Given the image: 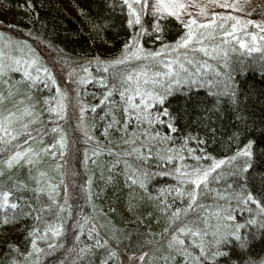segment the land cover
Returning a JSON list of instances; mask_svg holds the SVG:
<instances>
[{"label":"trees","instance_id":"16d2710c","mask_svg":"<svg viewBox=\"0 0 264 264\" xmlns=\"http://www.w3.org/2000/svg\"><path fill=\"white\" fill-rule=\"evenodd\" d=\"M23 2L24 0H0V19L9 20L10 24L23 32L26 39L35 40L47 47L60 63L78 65L81 77L84 72L80 69L88 70L91 79L83 86L77 84L74 89H78L81 94L78 96L80 103L84 107L87 105L88 118L85 126L90 133L85 134L81 130L74 114L68 112L65 115L63 134L66 135L69 147L68 149L66 147L63 155L66 157V152L72 148L81 159L77 180L74 181L70 189L71 196L67 200H64L61 193V167L52 170L51 164L53 167L55 164L48 157H45V162L40 165L41 168L45 167L48 170V175L53 177V183L59 188V191L54 193V197L71 207L72 215L68 217L66 233L61 237L65 242L64 248L52 256L41 254L40 261H37L35 252L28 257L22 256L20 253L27 252L30 247L27 230L32 226L33 220L31 216L21 217L14 222L0 223V264H11L13 259L20 258L26 264H56V261L63 257L62 252L68 253V247L74 243V233L79 229L72 228L71 221L78 215L81 221L87 216L89 223L85 224V233H81L77 247L95 244V239L86 235L88 230L95 227L99 238L109 239L112 246L117 247L118 252L140 253L147 249L153 259L149 260L146 257L143 264H165L162 259L164 252L157 249L169 236V232L165 229L169 227L170 215L175 208H181L180 215L184 217L186 213L183 209L189 202L187 196L181 197L175 192V188L180 187L181 184L175 175L168 173L173 172L177 165L195 163L191 154L181 151V145L185 144L184 137L188 135L197 137V140L186 142L188 147L195 150V155L203 158L204 152H207L211 157L219 160L232 156L237 148L242 146L241 138L234 136L236 129L243 128L244 125V120L239 117L247 118L249 130H252L251 125L255 122V131L259 135L261 127L259 122L264 121V71L261 70L264 67V61L261 59L264 57V45L251 53L230 52L227 67L223 65L220 67V73L223 75L211 76L214 80L211 86L207 83L202 86H180L179 88L188 90L175 92L169 97L170 112L179 114V120L175 122V131H172L163 124L149 125L147 121L137 120L131 112L126 114L123 111L125 102L121 101L118 88L112 92L108 100L101 103L108 88L114 83H119L115 77L119 64L105 66L83 63L85 59L91 60L97 57L105 60L119 59L132 29L126 25L118 9L112 11L110 7L105 6L104 0H32L31 9L21 7ZM252 14L256 17H264V0H258ZM173 27L174 25H169L170 31L164 37V41L171 40ZM25 38H20L19 41L23 43ZM224 76L231 78V86L239 99V109L231 102L229 96L220 91L224 87ZM100 77L106 79L108 84L100 83ZM35 94L37 99L52 98V94L43 92L40 83L36 85ZM92 105L96 106L94 110ZM38 109L41 119L34 126L39 128L44 125L47 130L52 122L48 121V113L44 108L38 106ZM158 110L155 106L149 109L153 115ZM161 119L167 118L161 117ZM155 132H160L162 135L167 133L171 140L161 142L159 139H145ZM128 141L137 143H125ZM50 142L51 138H46L44 141V143ZM173 145L175 149L169 153L167 149L172 148ZM133 147L140 148L144 155L140 156L138 153L126 155L125 153L130 152ZM149 151L153 155H147ZM167 155H173L174 159L171 161L164 159ZM180 155L184 156L183 161L179 159ZM2 156L4 154L0 153V157ZM211 162L208 158H203L201 161L203 165H209ZM243 162L244 158L238 157L232 164L225 163L215 170L221 175V180L213 183L216 191L240 190L243 177L235 175V172ZM132 169L146 172L147 177L136 175ZM34 173L35 169L30 171L27 165L15 166L0 175V185L24 181L30 188L21 190V194L34 208H37L39 202L34 191L31 190V177H34ZM129 176H136L135 182L128 179ZM247 176L250 189L257 194L264 191V158H254L253 168ZM89 178H91L90 183ZM226 183L232 185V188H227ZM169 188L171 191L168 190ZM261 202L264 204V199ZM193 203L203 207L195 212L191 209L187 215L189 218H196L202 213L203 217L207 218L209 239H204V243L209 246L214 230L230 231L234 226L228 222L229 226L223 228L228 220L223 218V209L218 214L215 209L218 206L225 208V205L230 204L235 210L237 204L241 202L235 198L228 199L207 194L205 197L199 196ZM242 208H249L254 212L247 217L248 220L254 216L259 221L260 217L264 216L259 206L254 203L244 205ZM233 210L234 216L239 217V214ZM208 211L214 213L209 214ZM197 223L202 227L205 221L201 218ZM250 230L256 232V238L250 240L249 247L243 250L244 264L248 260L256 261L258 264L259 261L264 260V238H261L264 230L259 229L258 225H252L244 232ZM137 234H143L151 243L130 250L115 243L116 237L131 235L135 239ZM10 245H17L19 252L11 250ZM40 247L43 248L44 245L40 243ZM73 251L77 257L76 250ZM236 251L241 250L237 248ZM189 252L198 254V248L191 246ZM105 254L103 248H94L92 255L86 254L76 259V264H100ZM179 258L182 259L181 256L169 257L167 264H184L182 260H178ZM200 259L203 264H215L214 261ZM235 259L236 257L233 256L232 260ZM192 264H197L196 260L193 259ZM220 264H228V262L221 260Z\"/></svg>","mask_w":264,"mask_h":264},{"label":"snow or ice","instance_id":"6c2138e0","mask_svg":"<svg viewBox=\"0 0 264 264\" xmlns=\"http://www.w3.org/2000/svg\"><path fill=\"white\" fill-rule=\"evenodd\" d=\"M211 3L221 6L223 8L237 9L239 6L236 3H229L227 0L223 4L220 0H210ZM105 6L110 7L112 11L119 10V13L124 17L126 25L132 29V34L127 37V43L123 45L121 53L122 59L132 60L133 57L143 59L147 63L150 59L155 65H161L163 70H149L143 65L140 70L132 69L126 75L120 77L119 83H114L104 93L101 103H104L111 96L115 89H119V96L124 103L123 111L127 114L131 112L137 120L147 121L149 125L163 124L168 129L175 131V122L179 120V114H172L170 112L169 97L175 92H184L188 89L179 88V85H196L202 86L205 82L208 85H213L214 80L207 79V73L203 74L202 69H211L217 75H223L220 70L214 67L213 64L200 60L196 54V50H200L207 57H220V63L227 67L228 50L241 51L247 50L248 53L258 50L264 45V26L260 21L254 19H246L239 15H234L233 12H216L208 11L207 4L199 3V0H104ZM21 7L32 8V0H24ZM196 13L200 15L197 16ZM107 23V21H105ZM169 25H176L177 31L181 34L174 41H164L155 51L144 48L145 42H151L153 46L166 37L170 31ZM249 25H255L258 31H248ZM99 27V25H93ZM18 30V29H17ZM3 33H0L2 36ZM220 37V42L211 44L206 42V38L215 40ZM238 45V47H237ZM191 49V53L188 51ZM18 52L23 53V49H18ZM32 49L29 48V55ZM171 54V55H169ZM264 61V57L261 58ZM7 61V63L5 62ZM122 61L120 59L105 60L101 58L85 59V65L95 63L97 65H115ZM39 56L31 55V58L24 55H13L0 49V83L7 87V95L4 91H0V153L4 156L0 157V175L11 170L15 166L27 165L29 170L35 169L36 174L32 179L31 190L34 191L39 201V207L34 208L31 202L21 194V190L29 189L30 186L24 181L13 182L6 185H0V223L7 224L14 222L21 217L31 216L33 224L28 228V236L30 239V247L27 252L20 253L22 256L28 257L36 253L37 261H40L41 254L45 256H52L65 246V242L61 237L66 233V225L68 217L72 215L71 207L65 203H61L54 197V193L59 191L56 183H53V177L48 175L47 169H42L40 165L45 162V157L56 158L62 157L67 147V138L63 134V130L59 125L52 126L50 123L47 130L44 125L39 128L31 127L32 124L39 123L41 116L36 112L35 104L23 106V111H17L13 106L11 110L3 108V102L8 96L14 95V89L9 79H4L12 71L22 73L21 80L25 82H32L37 80L50 81L52 85H56V93L58 94V102L56 105H51L44 110L48 113V121L52 122L54 116L59 119L64 108L61 97L66 96V92H61L55 77L47 66L39 67ZM87 73L86 68L81 69ZM107 70V68L105 69ZM264 71V67L261 69ZM89 79L91 77L89 76ZM224 87L220 89L226 96L230 97L239 109V99L235 90L232 88V81L230 76H224ZM99 82L107 85L108 81L103 77L99 78ZM81 83H87V80L81 78ZM45 87L48 86L46 82ZM137 98L138 101L137 102ZM19 99L22 101L23 96ZM49 103L48 98H44V104ZM155 106L158 111L153 115L149 109ZM87 107V105H85ZM93 110L95 105L91 106ZM187 110V109H185ZM81 114L84 113V107L80 108ZM166 117L167 119H161ZM244 120L243 128H237L234 136H238L243 141L242 146L237 148V151L230 157H224L217 160L211 157L210 154L204 152L203 158L211 159V164L203 165L201 163L202 157L195 155V150L187 146L188 140H197L196 136L188 135L184 137L185 144L181 145V151H186L194 157V164L177 165L173 172L169 175H175L181 186L175 188V192L181 197L187 196L189 202L183 209L186 213L181 217V208H175L171 213L169 219V227L165 231L169 232L166 241L158 247L157 251H163L162 259L165 264L169 257L181 256L184 264H192V260H196L197 264H203L204 260L214 261L215 264H220L221 260L227 261L228 264H244V251L249 247L250 240L256 238V232L250 230L243 232L245 226L251 228L252 225H258L259 229L264 230V216L261 220L256 217H251L250 221H246L244 225L235 223L230 231L217 232L213 231V239L210 245L206 246L201 237H206L207 232H203L197 221L204 219L205 224L207 218L201 216L196 218H189V211L193 207V202L197 201L198 195L202 196L204 193L223 196L228 199L235 198L241 203L237 204L238 208L244 205L254 203L259 206L260 212L264 213V191L255 193L248 187L250 183L247 173L253 168L254 158H264V121H260V131L257 135L255 122L251 125L252 130H249L247 118L239 117ZM60 133L59 136L56 134ZM56 137L52 139L51 143H44L46 138ZM145 139H159L161 142L171 140V137L164 133L155 132ZM125 143H137L136 141H128ZM143 145L140 146L142 148ZM140 148L133 147L126 155L138 153L143 156L144 153ZM58 149V150H57ZM175 149L168 148L167 151L171 153ZM200 151H204L200 149ZM147 155L151 156L153 153L149 151ZM238 157H243L244 162L238 167L235 175L243 177L240 185V190L231 192H218L216 189L210 187V184L221 180V175L216 173V169L225 163L232 164ZM87 159V156L85 157ZM166 160H173V155L164 157ZM179 159L184 160V156L180 155ZM56 168L60 165L57 163ZM136 175L146 178L147 173L142 170L132 169ZM63 175V173H61ZM163 175V173H161ZM109 179H111L109 177ZM135 182L136 176H129ZM91 178H89L90 183ZM47 185L45 187L44 185ZM187 186V187H184ZM227 188H232V185H225ZM64 200H67V186L64 185ZM87 187V186H85ZM141 187L143 181L141 180ZM203 189V193L200 191ZM163 190V189H162ZM171 191V189H168ZM258 195L260 198H258ZM90 198V192H89ZM198 208L203 207L197 204ZM232 206L229 204L223 211L226 213L232 212ZM167 211V208L165 209ZM218 214L221 209H215ZM67 212V215L65 213ZM228 221H235L234 215H227ZM89 223V218L84 216L83 221L80 215L71 221V226L79 231L74 233V243L68 247V252H77L71 264H76V259L93 254L94 248H103L105 256L100 260V264H122L119 261V252L117 247H113L109 239L101 240L99 233L95 227H92L86 232L87 237L95 239V244H84L83 247H77L80 242L81 233H85V224ZM264 238V232L261 234ZM127 240V243H125ZM40 243L44 247H40ZM115 243L117 246L123 247L126 250L142 248L145 243H151L143 234H137L133 239L131 235L128 237H116ZM195 246L198 248V254L189 252V248ZM11 250L19 252L17 245H10ZM239 248L241 251L237 252ZM67 252H62L63 256H67ZM136 253L130 251V258L135 257ZM192 256V259H190ZM235 256L236 259L232 260ZM152 260L153 257L147 251L139 254V261L141 264L145 258ZM12 264H21L20 261L13 259ZM56 264H64V260H57ZM246 264H257L256 261L248 260ZM264 264V260L258 262Z\"/></svg>","mask_w":264,"mask_h":264},{"label":"rangeland","instance_id":"374dc122","mask_svg":"<svg viewBox=\"0 0 264 264\" xmlns=\"http://www.w3.org/2000/svg\"><path fill=\"white\" fill-rule=\"evenodd\" d=\"M225 2V0H220V3L223 4ZM227 2L229 3H236L239 7L237 9H231V8H223L221 6H218L216 4H213L210 2V0H199V3L201 4H207V10L208 11H216V12H233L234 15H239L242 16L246 19H254L257 21H260L262 26H264V17L262 16H253L252 11L254 10L258 0H227ZM197 16H199V13H196ZM18 29V30H17ZM248 31H258V29L256 28L255 25H249L248 26ZM0 33H3L2 36H0V49H2L5 52H9L13 55H24V56H28V58H31V55H38L39 56V67H44L47 66L48 69H50L53 73V76L56 79L57 84L59 85L61 92H66L67 95L61 97L63 100V104H64V108L62 110V114L60 116L59 119H56L54 116V119L52 121V126L55 125H59V127L64 131V117L65 115L68 114V112L75 116V118L77 119V123L79 124V127L81 128V130L86 134H89V129L85 126V121L88 118V111L86 110V107H84V105H82L79 101V97L81 96V94L79 93V91H77L78 89H74L76 88L77 84H80L81 86H83L86 83H81V78L87 80V82L90 80L89 76L91 77V75H88V70L87 73H83L84 75L79 74V70H78V65L75 64H69V63H60V61L58 60L57 57H55V54L50 51L47 47L42 46L40 43L36 42L35 40H28L25 38V35H23V32L16 27L13 24L9 23V20H1L0 19ZM132 34V32H131ZM181 33L179 31H177V26L174 25L173 27V32H172V36H171V40L170 41H174ZM20 38H25L23 39V43L20 42ZM164 37H162V40L157 42L155 46H153V44L149 41V42H145L144 43V48L147 50H151V51H155L157 48H159L160 44L162 42H164ZM206 42L211 44L212 42L215 43H219L220 42V37H216L215 40L213 41L212 39L206 38ZM238 47V45H237ZM23 49V53L18 52V49ZM29 48L32 49L31 54L29 55ZM123 50V49H122ZM188 51L191 53V49H188ZM232 52L231 49L229 48L228 50V55L229 53ZM241 52H247V50H241ZM122 53V51H121ZM121 53L119 55V59L122 61L121 63H119L118 68L119 70H117L115 77L118 79V81H120V77L123 75H126L128 72H130L132 69H137L140 70L141 66L143 65V67L147 68L149 70V72L154 71V70H163L161 65H155L153 61L150 59L147 63H145V61L141 58V59H137L136 57H133L132 60H123ZM196 54L198 56V58L200 60H204L207 61L211 64L214 65V67L218 68L220 70V67L225 66V64L220 63V59H222V54L220 57H216L215 59L212 57H207L204 55L203 52H201L200 50H196ZM171 55V54H169ZM62 61V60H61ZM7 63V61H5ZM80 71H82L80 69ZM221 71V70H220ZM207 73V79H211V76H215L217 75L215 72H213L211 69H202V78H203V74ZM14 74V75H13ZM76 74V75H75ZM21 76L22 73L18 72V71H12L10 72L7 76L4 77V79H9L11 77L10 83L14 89V95L12 96H8V98L3 102L2 107L11 110V108L14 106L15 109L17 111L22 112L23 111V106L25 105H31L33 104V102H38L36 103L35 109L37 113L39 112L38 106H41L42 108H47L50 107L51 105H56L58 102V94L56 93V85H52L50 83V81H42V80H37L34 84L32 82H25L21 80ZM77 78V79H76ZM48 83V86L45 87L44 84ZM24 83V84H22ZM41 84V86L43 87V92H48L50 95L52 94V98L50 99V97H45L48 98L49 103L47 105L44 104V98L40 99V98H36V85L37 84ZM206 83V82H205ZM180 86H188V85H179ZM35 90V91H34ZM0 91H4L5 95H7V87L3 84L0 83ZM20 96H23L24 99L21 101L19 99ZM137 102L138 98H137ZM84 107V113L81 114L80 112V108ZM35 124H32L31 127L35 128L34 126ZM57 136H59V133L56 134ZM65 135V134H64ZM56 137L52 138L51 137V142L52 139H55ZM50 142V143H51ZM69 145L67 144V149H68ZM58 150V149H57ZM53 163L56 165L57 163L60 165L61 167V173H63V175H61L60 173V179H61V193L63 194L64 197V185L67 186V195L68 198L70 195V189L74 183L76 179V175L78 172V168L81 162V159L75 154V151L70 148V150H68L66 152V157H64V155L62 157L57 156L56 158H50ZM77 162V163H76ZM53 164H51V169L52 170H56V167L52 166ZM42 169H46L45 167H42ZM36 171L34 173L33 176H35ZM50 176V175H49ZM51 177V176H50ZM54 182V179H53ZM216 183V182H213ZM213 183L210 184V187L212 188H216L215 186H213ZM45 187H47V185H44ZM187 187V186H186ZM203 193V189L200 190ZM207 195V193H204L201 197H205ZM200 195H198L199 197ZM197 197V198H198ZM67 198V199H68ZM38 200V199H37ZM39 202V201H38ZM39 205V203H38ZM196 203H193V207H192V211H197L199 210V208L196 206ZM200 205V204H199ZM40 206V205H39ZM227 207V205H225V208ZM219 208V206H218ZM223 207L219 208V209H225ZM233 210L235 211L237 214H239V217H235V221H226V216L227 215H234L233 212L231 213H226L224 212V219H226V223L224 224L226 228L227 226H229L228 222H231V224H235V223H240L242 225L245 224L246 221H250L247 219V217L251 214L254 213L253 211H251L249 208H237ZM233 209V207H232ZM208 213H214V212H209ZM221 216V214H219ZM260 217V216H259ZM222 218V220H224ZM262 218V217H260ZM248 226L243 227L242 229H240L241 231H245V229ZM208 223H203V226L201 227V230L203 232H207V236L206 237H201V239H209L208 238ZM212 229V227H211ZM204 240V241H205ZM208 243V242H207ZM43 244V243H42ZM44 245V244H43ZM195 247V246H194ZM197 249V247H195ZM141 253V252H140ZM140 253H136L135 257L130 258V252L128 253H124V252H119V261L122 262V264H141V262L139 261V254ZM76 253L74 251L68 252L67 256H63L61 257L59 260H64V264H69L74 257ZM42 257V255H41ZM18 261L21 262V264H26L24 263L25 261L20 259H17ZM178 260H182L181 258H179ZM183 262V260H182ZM12 264V263H11Z\"/></svg>","mask_w":264,"mask_h":264}]
</instances>
